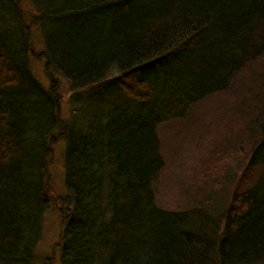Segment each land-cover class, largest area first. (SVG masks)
<instances>
[{
    "label": "trees",
    "instance_id": "obj_1",
    "mask_svg": "<svg viewBox=\"0 0 264 264\" xmlns=\"http://www.w3.org/2000/svg\"><path fill=\"white\" fill-rule=\"evenodd\" d=\"M34 4L39 56L69 84L71 115L60 116L56 79L45 86L33 74L18 0H0V264L37 262L59 137L66 196L56 264H264V111L249 149L235 144L248 151L246 168L217 217L208 206L160 208L154 193L160 126L264 56V0Z\"/></svg>",
    "mask_w": 264,
    "mask_h": 264
},
{
    "label": "rangeland",
    "instance_id": "obj_2",
    "mask_svg": "<svg viewBox=\"0 0 264 264\" xmlns=\"http://www.w3.org/2000/svg\"><path fill=\"white\" fill-rule=\"evenodd\" d=\"M34 1L18 0L30 27L29 43L35 51L31 68L34 76L45 86L49 84L50 74L52 79H56L59 113L61 118H68L71 115L68 102L72 91L60 74L54 71L45 73V61L39 56L44 50L43 40L38 28L32 24L33 18L38 15ZM262 111L264 56L246 65L227 91L196 105L183 120L160 126L158 137L164 166L154 182L157 206L172 211L208 206L214 208V216L217 217L229 204L236 180L245 171L247 150L254 137L249 127ZM237 140L238 145L250 142L246 147L247 153L243 149L238 153L235 149ZM63 151V141L57 140L52 144L47 166V190L44 193L47 211L42 218L36 264H56L58 260L62 222L60 210L64 207L62 198L66 196ZM188 217L190 223L203 225L202 218L194 212H189Z\"/></svg>",
    "mask_w": 264,
    "mask_h": 264
},
{
    "label": "bare ground",
    "instance_id": "obj_3",
    "mask_svg": "<svg viewBox=\"0 0 264 264\" xmlns=\"http://www.w3.org/2000/svg\"><path fill=\"white\" fill-rule=\"evenodd\" d=\"M81 120H82V119H81ZM57 140H61V141H63V142H64V147H65V142H66L65 138L59 137V138H57ZM158 176H159V175H158Z\"/></svg>",
    "mask_w": 264,
    "mask_h": 264
}]
</instances>
